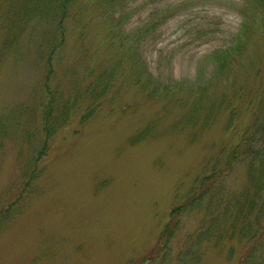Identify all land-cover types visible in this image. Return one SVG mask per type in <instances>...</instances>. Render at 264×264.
Segmentation results:
<instances>
[{
    "label": "rangeland",
    "instance_id": "obj_1",
    "mask_svg": "<svg viewBox=\"0 0 264 264\" xmlns=\"http://www.w3.org/2000/svg\"><path fill=\"white\" fill-rule=\"evenodd\" d=\"M117 3L0 15V264H264V1ZM215 170L217 225L188 207L155 251Z\"/></svg>",
    "mask_w": 264,
    "mask_h": 264
},
{
    "label": "trees",
    "instance_id": "obj_2",
    "mask_svg": "<svg viewBox=\"0 0 264 264\" xmlns=\"http://www.w3.org/2000/svg\"><path fill=\"white\" fill-rule=\"evenodd\" d=\"M7 5L5 6V8H0V15L2 17V19H5L4 21H6V23L8 24L7 27V31L10 34V36L14 33L15 29L18 28L19 29V33L20 30L22 28V24L25 23V16L30 12H32V20L37 21V17H40L46 10L52 8V10H60L61 11V15H62V20L66 18L68 12H69V8L71 7V4L73 3L74 0H36V4L34 6H31L29 4V2H31L32 0H30L28 2V5L24 8L23 2H26L28 0H15L18 4L19 2L21 3L19 8H16L14 5L12 6L11 4H9V2L7 1H13V0H4ZM103 2H108L110 5L112 6H116V4H118V0H102ZM262 2L264 0H261ZM16 3V4H17ZM9 4V5H8ZM30 9V10H29ZM51 10V11H52ZM51 11L49 12V14L47 15V20H49L51 18ZM243 14L245 15V20L247 19V14L245 11H242ZM10 22V23H9ZM48 22H52L51 20H49ZM47 22V23H48ZM153 25H158V22L155 23L154 21L152 22ZM62 24V23H61ZM246 24V21L244 23V25ZM63 33H64V27L62 29L61 32V37L58 41H56L54 43V41H52L50 43L49 48H54L55 51H58L59 46L62 44L63 42ZM244 35V31L241 32V34H239L236 37L235 42L232 44L231 47H229L228 49H218L212 52V56L211 58H215L218 63H223V59L224 56L227 55V53L231 50V48H234V46H236L238 44V37ZM19 36V34H18ZM39 36V35H38ZM44 36V35H42ZM42 38V37H41ZM43 40V44H45V37ZM54 43V45H53ZM41 51H43L45 48L43 46H41V48H38ZM45 67L49 68L50 67V63H48L47 61L45 62ZM151 129V128H149ZM149 136V130L146 129L145 131H143L142 133H140L139 135L133 137L131 139V142L134 144L142 141L144 138ZM231 158H237L236 154H233L231 156ZM231 164V160L228 161V163L226 164V168L222 171L224 172ZM219 170L218 171H214L213 173H211V175H201L199 177V180L196 182L194 188L192 189V191L190 192L189 196H187L186 202L183 204H180L178 206H175L173 208V210L171 211V218L169 219L168 223L166 224V226L164 227L160 237H159V241L157 244L156 249L158 248L157 251L163 249L164 245L166 244L167 240L169 239V235L172 233V231L175 230L181 215L184 213V211L191 206H201L204 204L205 199L208 197V199L206 200V202H209V206L208 208L206 207V210L208 211V213L206 214V217H208L209 215L212 214L213 219H211L207 224L204 221L205 227L207 228L204 232H209L212 227L216 226L219 218L222 216V213L224 212L226 207V203L224 202L223 199H219V201L216 203L215 207L211 208L210 207V202L211 200L213 201L214 197V193L212 192L211 194V187H209L212 182L215 179H218L219 175L222 173ZM212 195H213V199H212ZM211 210V211H210ZM171 227H173L171 229ZM203 232V233H204Z\"/></svg>",
    "mask_w": 264,
    "mask_h": 264
},
{
    "label": "bare ground",
    "instance_id": "obj_3",
    "mask_svg": "<svg viewBox=\"0 0 264 264\" xmlns=\"http://www.w3.org/2000/svg\"><path fill=\"white\" fill-rule=\"evenodd\" d=\"M1 22H2V21H1ZM5 22H6V21H5ZM9 23H10V22H9ZM85 25H87V23H85ZM17 36H18V35H17ZM45 78H46V75L44 74L43 79H45ZM47 82H48V79L45 80V87L47 86V85H46ZM133 83L136 85L137 82L133 79ZM44 90H45V89H44ZM193 117H195V116H193ZM92 118H93V117H92ZM131 143H132V142H131ZM132 144H133V143H132ZM236 153L238 154L239 151H236ZM236 153L234 152L233 154H236ZM233 154H232V155H233ZM237 154H236V157H237V158H233V160H231V164H230V166H229L226 170H230V167H231V165L233 164V161H234V160H236V161L239 160V159H238V158H239L238 155H239L240 153H239L238 155H237ZM225 168H226V165H225ZM220 175H221V174H220ZM220 175H219V176H220ZM198 180H199V178L196 179V182H197ZM191 191H192V190H190V192H191ZM189 194H190V193H189ZM189 194H188L187 196H189ZM186 199H187V198H186ZM207 199H208V197L205 199L204 204L207 203V202H206ZM185 201H186V200H185ZM175 206H178V205H175ZM170 216H171V215H170ZM178 226H179V224H177V226H176V228H175V230H174V233L172 234L173 236H174V234L177 232ZM160 235H161V234H160ZM159 237H160V236H159ZM158 241H159V239H158ZM155 248H156V247H155Z\"/></svg>",
    "mask_w": 264,
    "mask_h": 264
}]
</instances>
